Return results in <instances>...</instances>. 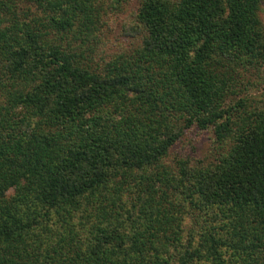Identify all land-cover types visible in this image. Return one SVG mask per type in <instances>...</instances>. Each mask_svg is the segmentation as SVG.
I'll list each match as a JSON object with an SVG mask.
<instances>
[{
  "label": "trees",
  "instance_id": "1",
  "mask_svg": "<svg viewBox=\"0 0 264 264\" xmlns=\"http://www.w3.org/2000/svg\"><path fill=\"white\" fill-rule=\"evenodd\" d=\"M128 1L0 0V264H264V112L221 87L264 0H138L91 59ZM191 129L231 145L193 167Z\"/></svg>",
  "mask_w": 264,
  "mask_h": 264
},
{
  "label": "rangeland",
  "instance_id": "2",
  "mask_svg": "<svg viewBox=\"0 0 264 264\" xmlns=\"http://www.w3.org/2000/svg\"><path fill=\"white\" fill-rule=\"evenodd\" d=\"M105 1V0H103ZM171 1V0H169ZM138 6V0H129L123 10L114 12L110 8H106L105 14H109V27L102 30V43L99 45H91L93 52L90 58L100 59L105 55L118 52V46L124 54H129L132 50L137 49L140 43V37L129 38L120 34L121 25L127 21H132L133 13ZM261 33L264 39V3L260 2L256 11ZM102 58V59H103ZM223 64L229 66V61H223ZM232 69L231 77L223 78L226 83L223 86L222 93L231 103L238 99L246 100V110L264 112V65L258 63L249 66L247 63L230 64ZM177 146L171 150L172 155H188L192 160L193 167L206 164H213L215 159L220 155L226 154L231 142L227 141L224 145L213 141V135L210 130L197 131L191 129L182 137ZM12 189L6 192V197H11ZM186 222V221H185ZM184 236V233L181 235ZM183 238V237H181Z\"/></svg>",
  "mask_w": 264,
  "mask_h": 264
}]
</instances>
